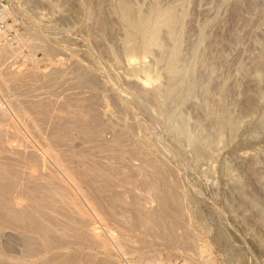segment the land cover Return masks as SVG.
I'll list each match as a JSON object with an SVG mask.
<instances>
[{
    "label": "rangeland",
    "instance_id": "obj_1",
    "mask_svg": "<svg viewBox=\"0 0 264 264\" xmlns=\"http://www.w3.org/2000/svg\"><path fill=\"white\" fill-rule=\"evenodd\" d=\"M7 65L24 72L23 83L5 76ZM4 77L0 124L22 129L40 153L37 137L23 127L36 117L40 106L30 102L38 98L74 139L73 150L92 155L63 164L76 171L73 178L94 163L106 165L113 171L108 187L125 201L141 197L144 205L160 183L152 167L149 176L132 169L142 164L138 158L149 159L163 168L161 177L183 206L174 230L188 236L186 248L162 231L150 236L120 226L119 214L110 222L108 208L100 210L108 223L95 219L87 207L90 196L96 199L91 184L78 189L60 173L47 179L67 185L74 202L51 209L47 200L36 201L62 227L63 239L74 234L61 251L81 258L75 264H264V0H0ZM87 131L101 137L84 143ZM112 134L142 145L145 154L138 152L148 157L136 148L129 155L128 147L127 165L101 153ZM142 171L145 176L136 174ZM78 208L96 220L97 240L79 242ZM6 234L0 253L21 261L20 237Z\"/></svg>",
    "mask_w": 264,
    "mask_h": 264
},
{
    "label": "bare ground",
    "instance_id": "obj_2",
    "mask_svg": "<svg viewBox=\"0 0 264 264\" xmlns=\"http://www.w3.org/2000/svg\"><path fill=\"white\" fill-rule=\"evenodd\" d=\"M128 16L129 14L125 17L130 22L129 20L130 16L129 17ZM157 17L159 18V16ZM130 19L133 20V18ZM133 21L135 22V20ZM132 22H130L132 29L138 33L142 32L143 29V27L141 26L142 24L138 26L136 25V22L135 24ZM142 23L144 24V22ZM144 35L145 33H143V36ZM72 66L74 67V65ZM6 67H4L5 69H3L6 77L10 76V78L14 79L18 84L24 82L25 74L22 70L15 69V67H13L14 69L9 68V66L8 68ZM6 79L7 78L5 77L0 79V85L6 86L7 85ZM140 89L141 86L139 90ZM135 95H137V93ZM31 103H33L34 106H40V108L36 112V117L34 119H26L24 123L23 121L22 123L25 125L23 127H26L29 131H31L28 132L29 135L31 133L37 137L39 142L38 143L39 147L38 146L37 147L41 149L42 153L41 152L39 153L37 151L38 149H36V146L34 147L32 146V144L30 145L27 142L28 140L25 141L23 136L19 134L17 130L21 131L22 129L18 128L16 130L17 127L14 129L15 126L13 124H11V126H8V127L14 126L13 129L12 128L8 129V127L6 128L2 124H0L2 125L0 126V238L3 237L6 233L12 235H15L17 233L18 234V235L16 234L17 238L20 237L19 239H21L22 250H23L22 254H24L21 257V259L23 260L24 258L27 261V263H22L21 262L22 260L20 261L18 259L19 262H17L18 260L15 258L17 261L15 260L13 262L10 259L11 258L10 257L9 259L12 261L11 262L6 258L7 255L6 256L2 255L5 252L3 253V250H1L2 253H0L1 254L0 264H75L76 263L75 261L77 259L80 261L81 258H75L74 261L75 255L73 256L71 254L64 253L65 252L64 250H66V248L68 247L67 243L70 241L71 236H73L74 234L73 235L71 234V236L70 235L65 236L63 239L62 231H61L62 227L54 226L55 224L52 225V221L49 218V215L44 214L45 212H42L39 209L38 202H36L38 199L47 200V203L45 204V208H51V209L54 206H60L61 208L65 209L66 207L74 203L72 202L73 200L71 201L72 198L69 199L71 202L67 200L69 198L67 185L55 182L53 180H47L53 177H60L59 173L62 174L67 181L70 182V180H72L76 185L74 187L78 189H80V185L82 183L91 184L93 186V188L91 187L90 188L93 189V192L96 194L95 197L96 199L93 200L92 202L91 200L92 196L89 197V199L91 198L90 200L87 198L89 202V204L87 203V207L91 211L90 213L93 214L94 217H96L95 219L99 218L100 221L101 219H104L102 221H105L106 218H102V216L100 215V210L101 208H104L105 211V208H108L110 211L109 212L110 215L109 214L107 215H109L108 217L110 219V222L113 221L111 220V216L112 218L122 216V218H120L119 221L117 220L116 222L122 223L120 224V226L122 225L126 226L127 229L138 230L141 233L148 234L150 236H155L156 232L157 235H161L158 234V231H162V233L169 236V238L175 240L181 247L186 248L187 246L190 245L191 242L188 240L187 238L188 236L186 237L184 235H179L174 230L176 227L181 226V222L177 220L179 219V217H177V214H180L179 211L181 207L183 208V206L180 203L181 201L179 202V199H176L173 188L172 189L169 188L167 186V183H165V177H161L164 176V172L162 173L163 168L158 166L159 165L158 162L155 165L154 164L155 162L148 161L149 159L136 158L138 161L140 160L142 164L140 166H138L139 164L135 165L134 167V164H136L138 161L136 159H135L136 161H134L131 158L132 159L131 161H133V163L136 162L134 164L131 163V166L134 167L132 169L134 170V172H140L142 169H144V171H147L146 172L147 174L145 172L144 173L147 176H149L150 174L149 172L151 170L148 171V169L152 167L151 175L153 174L154 176L152 178L153 180L156 178L155 181L157 182L158 180V183H160V187H158L157 185L156 187H153L151 189L149 188L150 190H152V191L149 190V192H151L150 195L152 196V200H151V196L149 195L150 198H148L149 199L148 201L150 203H146V204L144 203V205L142 203L140 204L139 202H137V200L139 201L141 197L140 198L138 197L137 200L134 199L135 198L134 197L133 200L131 199L125 201L123 197H121V195L119 194L120 192H116V190H114L113 188L108 187L107 185V181L109 180L108 177L112 175L113 171L106 165L96 166L97 163H94L91 166V168L82 171L77 175L76 178H73L76 171L75 173H73L72 171L68 170L67 167L64 166L63 164L65 162L68 163L69 161H71L72 158H77L79 161L86 162L91 160L92 155L88 151H86L85 148L74 151L73 150L75 148L74 139H72L71 136L69 137L67 132L66 133L65 131L63 132V130L61 129V125L57 122V118H58L57 115H56L57 118L55 117V115L54 118L50 117L46 113L47 111L50 110H48V108L45 109L44 107H42L40 102L38 101V98L37 100L33 99V102H30V104ZM75 110H78V108ZM74 112L76 113V111ZM77 112H79V110ZM79 114L78 116L75 114L77 118L80 116ZM93 118L95 119L96 116L93 115ZM87 119H89V121L90 120L92 121L91 116H87ZM0 123L2 122L0 121ZM27 129L26 132L24 130L26 134H27ZM180 130L184 131V129L182 128ZM24 132L23 135H25ZM95 135H96L95 133H92L90 131L84 132V134H82L83 137L82 141H84V143H89L92 141H96L101 137L100 134H99L100 136L99 138H97L98 136L96 137ZM180 136L181 135H179V137ZM123 137L124 136H121L120 134L119 135L114 134L112 138L109 137L111 138L109 139V141L108 139H103V141L106 140L107 142H104V147L101 148L102 150L101 153H106L108 157H112L114 159L120 160L125 164H127L126 162H128L127 165H130L129 164L130 157L127 156L130 155V152L132 154H136L134 151L133 152L132 150L130 151V148L133 150H135L136 148L137 149L136 152H138L139 150L141 151L142 145L140 143L141 148L139 149L138 142L136 143L138 145L135 146V144H133L131 141L130 142L126 141L129 140V138L127 139L125 137L126 138L125 140V138ZM14 141L16 142L14 143ZM115 143L121 145L123 148L122 149L120 148V150L118 151L116 150V148H112L111 145ZM127 148L129 149L128 151L129 155L127 154ZM146 154L147 156L144 157L140 156V157L143 158L148 157V152H146ZM44 155L48 157V158L45 157V159L47 158L46 160H44ZM151 157H153V155ZM48 159H50L49 161H51V163H53L52 160H54L55 162L53 163L54 169L53 167H51L52 165L51 166L49 165L50 163L48 164L49 161L46 162ZM142 166L145 167L142 168ZM145 168L147 169L145 170ZM65 173L67 175H65ZM144 173L142 171V173H136V174L139 175L143 174V176H145ZM139 178L142 177L139 176ZM139 185L141 186V184ZM139 189L141 188L139 187ZM102 197L104 198V203L106 200V204L102 203L103 202ZM69 203L71 204L69 205ZM118 207H120L122 211L121 209L119 212L115 211V209L117 210L119 209ZM83 210L79 209L76 212L77 220L74 218L76 221L75 220H74L75 222L73 221L74 223L77 224L78 230L79 229L83 230V233L81 232L79 236L78 234H76V236H78L79 242L82 243L89 242L91 241V239L97 240L98 236H100V234L98 233L100 230L99 231L96 230L97 228L95 226L96 220L91 218L89 219V217L92 216L87 217L85 215V211ZM106 212L108 213L107 210ZM90 213L89 215H91ZM118 214L121 216H117ZM79 216L80 219L78 218ZM108 230L111 231L112 229L110 228ZM105 231L107 230L105 229ZM109 233L111 235V232ZM74 237L75 236L72 237L73 240ZM61 250H63L64 252H62ZM79 261L77 262V264H80Z\"/></svg>",
    "mask_w": 264,
    "mask_h": 264
},
{
    "label": "built area",
    "instance_id": "obj_3",
    "mask_svg": "<svg viewBox=\"0 0 264 264\" xmlns=\"http://www.w3.org/2000/svg\"><path fill=\"white\" fill-rule=\"evenodd\" d=\"M128 264V263H127Z\"/></svg>",
    "mask_w": 264,
    "mask_h": 264
}]
</instances>
